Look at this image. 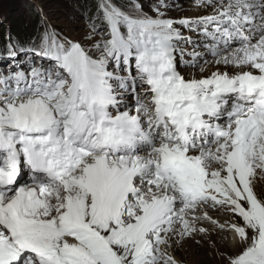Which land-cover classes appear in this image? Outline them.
I'll use <instances>...</instances> for the list:
<instances>
[{
    "label": "snow or ice",
    "instance_id": "1",
    "mask_svg": "<svg viewBox=\"0 0 264 264\" xmlns=\"http://www.w3.org/2000/svg\"><path fill=\"white\" fill-rule=\"evenodd\" d=\"M192 2L9 31L0 264H264V0Z\"/></svg>",
    "mask_w": 264,
    "mask_h": 264
},
{
    "label": "rangeland",
    "instance_id": "2",
    "mask_svg": "<svg viewBox=\"0 0 264 264\" xmlns=\"http://www.w3.org/2000/svg\"><path fill=\"white\" fill-rule=\"evenodd\" d=\"M84 0H0V49H3L9 31L26 38L33 30L37 21L35 5L40 3L45 13L57 27L83 29L85 21L80 19ZM188 15H195L192 0H184ZM79 20V23L76 21ZM2 67V65H0ZM223 222L224 217H220ZM177 258L182 264H216L207 249L197 248L192 244L186 245L185 250H178Z\"/></svg>",
    "mask_w": 264,
    "mask_h": 264
},
{
    "label": "trees",
    "instance_id": "3",
    "mask_svg": "<svg viewBox=\"0 0 264 264\" xmlns=\"http://www.w3.org/2000/svg\"><path fill=\"white\" fill-rule=\"evenodd\" d=\"M83 3H84L85 5H87V6H90V5H92L93 0H84ZM93 10H94V9H93ZM17 35H18V37H20V38H25V37H23V36H21V35H19V34H17ZM26 37H27V36H26Z\"/></svg>",
    "mask_w": 264,
    "mask_h": 264
},
{
    "label": "bare ground",
    "instance_id": "4",
    "mask_svg": "<svg viewBox=\"0 0 264 264\" xmlns=\"http://www.w3.org/2000/svg\"><path fill=\"white\" fill-rule=\"evenodd\" d=\"M1 67V66H0Z\"/></svg>",
    "mask_w": 264,
    "mask_h": 264
}]
</instances>
